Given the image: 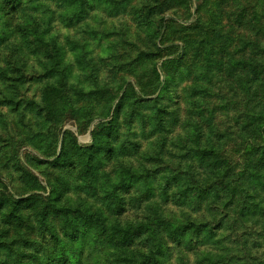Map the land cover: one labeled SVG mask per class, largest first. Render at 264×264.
<instances>
[{"label": "trees", "instance_id": "16d2710c", "mask_svg": "<svg viewBox=\"0 0 264 264\" xmlns=\"http://www.w3.org/2000/svg\"><path fill=\"white\" fill-rule=\"evenodd\" d=\"M76 2L0 0V81L14 70L15 83L10 87L19 89L29 61H37L41 79L37 105L43 128L47 127L32 139L46 140L51 146L61 141L52 161L58 176L47 181L46 195L32 191L26 199L12 200L13 192L0 193V264H238V258L243 260L240 264H264L260 240L249 242L244 234L230 237L232 227L247 232L251 220L264 235V183L257 192L251 179L257 176H223L216 154L201 147L196 118L190 115V127L176 130L160 109L148 117L137 110L142 103L132 113L124 111L125 99L114 106L118 93L106 98L96 114L92 104L99 99L94 100L90 90L85 94L83 88H73L68 75L72 62L64 63L63 52L53 50L57 37L52 25L59 16L80 17L81 5L74 12V7L61 11L56 7ZM151 33L150 42L160 51L164 34ZM162 55H152L155 91L167 89V80L160 78L157 69ZM87 56L85 51L78 62ZM122 80L121 87L127 79ZM136 88L131 83L130 90L136 93ZM7 89L0 90L1 95L16 98L18 91ZM123 93L129 94V88ZM15 102L11 109L19 112L21 103ZM69 113L88 126L99 116L90 144H80L71 131L59 130L62 117ZM124 113L129 120L126 130H121ZM135 116L140 117L138 125ZM168 139L183 146L181 156L188 160L179 164L186 166L184 176L154 174L174 167L165 164ZM151 141L154 146H144ZM1 184L6 190L7 182ZM73 191L76 203L71 202ZM253 197L258 201L248 211L245 205ZM261 250V256H255Z\"/></svg>", "mask_w": 264, "mask_h": 264}, {"label": "rangeland", "instance_id": "374dc122", "mask_svg": "<svg viewBox=\"0 0 264 264\" xmlns=\"http://www.w3.org/2000/svg\"><path fill=\"white\" fill-rule=\"evenodd\" d=\"M81 1L56 6L59 11L74 7V12L81 5L83 14H87L67 20L57 17L52 25L57 37L52 48L63 52L64 63L72 62L68 75L73 88H83L85 94L90 90L94 100L99 99L93 102L92 111L98 114L99 108L106 105L104 100L118 93L114 106L125 99L124 111L127 108L132 113L142 103L144 106L137 110L148 117L160 109L176 130L188 129L192 115L200 125L201 147L216 154L223 176H257L251 179L258 192L264 183V0ZM153 30L164 34L166 42L160 51L150 42ZM169 43L173 44L168 46ZM85 51L88 59L78 62ZM156 52L163 54L157 57L160 78L167 80L163 91H155L152 84L155 75L151 62ZM3 60L1 65L5 64ZM39 70V63L32 58L19 89L10 87L15 83L14 70L0 81V90L18 91L16 98L0 93V193L13 192L12 200L26 199L32 191L46 195L50 188L47 181L58 176V167L52 161L60 151L61 141L51 146L46 140L32 139L35 132L47 127L43 128L37 105ZM122 79L127 80L121 87ZM131 83L137 87L136 93L130 90ZM127 88L129 94L124 95ZM17 100L21 103L19 112L11 109ZM139 119L134 118L137 125ZM62 120L59 130L71 131L80 144L92 142V130L101 122L97 115L88 126L87 121H78L70 113ZM128 120L129 115L124 113L121 130H126ZM152 143L144 146H154ZM182 147L177 140L168 139L165 164L172 163L174 167L170 171L164 168L165 172L158 170L154 172L156 176H184L186 166L179 162L186 165L188 159L181 156ZM154 161L160 162L158 158ZM3 180L7 182L6 190ZM70 198L76 203L74 191ZM256 201V197L249 200L246 209L253 210ZM248 222L247 232L232 227L230 237L236 239L244 234L249 242L260 240L264 244L260 227L253 220ZM263 250L255 256H261ZM237 255L241 254L238 252L234 258ZM242 261L238 258V264Z\"/></svg>", "mask_w": 264, "mask_h": 264}]
</instances>
